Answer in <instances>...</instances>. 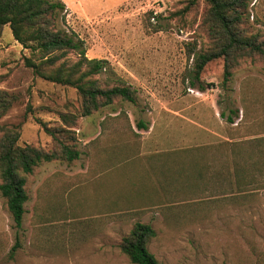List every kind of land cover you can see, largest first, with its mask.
<instances>
[{"label":"rangeland","instance_id":"1","mask_svg":"<svg viewBox=\"0 0 264 264\" xmlns=\"http://www.w3.org/2000/svg\"><path fill=\"white\" fill-rule=\"evenodd\" d=\"M60 1L56 28L109 64L97 85L129 86L135 103L82 116L76 89L35 75L24 58L36 55L3 27L0 92L14 101L0 125L45 150L39 121L68 128L80 156L25 176L18 230L0 195V264H132L119 244L136 222L155 230L147 249L161 264H263L264 61L237 59L224 82L216 59L196 80L195 56L212 48L203 0ZM247 4L241 28L262 42L264 0Z\"/></svg>","mask_w":264,"mask_h":264},{"label":"trees","instance_id":"2","mask_svg":"<svg viewBox=\"0 0 264 264\" xmlns=\"http://www.w3.org/2000/svg\"><path fill=\"white\" fill-rule=\"evenodd\" d=\"M207 9L204 24L212 42V48L196 54L194 78L199 79L207 63L223 59V81L231 76V69L237 59L257 55L264 61V41L244 34L241 25L247 0H203ZM196 0H189L185 10ZM65 10L60 0H0V33L8 25L12 36L23 48L28 49L36 60L24 58L33 73L47 81L76 89L80 97L81 115L91 116L98 109L108 106L114 100L135 103L134 93L129 86L103 88L97 85L95 76L109 70L106 60L87 59L82 40L74 33L56 28L55 20ZM79 58L72 60L71 55ZM200 89H203L201 86ZM14 98L0 92V116L11 106ZM63 120L70 121L66 115ZM233 121L229 118V122ZM42 129L53 141L52 150H45L30 144H19L18 127L0 125V195L13 221V228H21L28 201L25 190V176L42 163L62 161L71 163L80 156L75 145V133L64 127H49L39 121ZM146 129L144 122L137 124ZM156 236L152 225L136 222L119 244L121 252L132 264H161L148 251V242ZM20 247L18 238L10 248L9 258ZM264 264V263H263Z\"/></svg>","mask_w":264,"mask_h":264},{"label":"crops","instance_id":"3","mask_svg":"<svg viewBox=\"0 0 264 264\" xmlns=\"http://www.w3.org/2000/svg\"><path fill=\"white\" fill-rule=\"evenodd\" d=\"M12 223H13V221H12ZM0 232H2V231H0Z\"/></svg>","mask_w":264,"mask_h":264}]
</instances>
